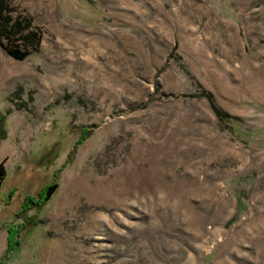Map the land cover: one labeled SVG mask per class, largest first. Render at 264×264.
Listing matches in <instances>:
<instances>
[{"label": "rangeland", "instance_id": "obj_1", "mask_svg": "<svg viewBox=\"0 0 264 264\" xmlns=\"http://www.w3.org/2000/svg\"><path fill=\"white\" fill-rule=\"evenodd\" d=\"M0 3V264H264V0Z\"/></svg>", "mask_w": 264, "mask_h": 264}, {"label": "trees", "instance_id": "obj_2", "mask_svg": "<svg viewBox=\"0 0 264 264\" xmlns=\"http://www.w3.org/2000/svg\"><path fill=\"white\" fill-rule=\"evenodd\" d=\"M5 9L4 4L0 3V43L3 44L1 37L5 36V37H16L18 36L19 38L22 39V42L24 44L25 47H37L39 44V38L36 37V33L34 31H24L26 28H28V26L30 25V21L29 20H17L13 23L10 22V17L9 16H5L3 14V11ZM8 52L10 55H12L14 58L18 59V60H23L24 58H26V56L28 55V53L26 51H23L21 49H18L17 47H11V46H6ZM206 96V98L208 99L209 103L212 106V109L216 115V117L218 118V120L220 121V119H225L227 116L225 113H223L222 110H220V107H218L213 99L210 93H202ZM1 116H0V120H1ZM84 130V129H83ZM2 132H4V129H2ZM5 168L3 165V162H0V184L1 181L3 180L4 176H5ZM57 182H53L52 184L48 185L46 187V190L44 192H42L37 198V202H39V204L37 205L38 208H41L42 205L41 204H45L52 196V194L54 193V191L57 188ZM32 200L34 201V199H31L30 203H32L33 205H35V202H32ZM43 202V203H42ZM241 205V201L237 200V205ZM33 207H25V209L22 210L23 213H25L26 211H28L29 209H31ZM21 212V213H22ZM231 221V220H230ZM11 231L8 228V241H7V250H6V254L9 252L10 248H11ZM19 243V242H17Z\"/></svg>", "mask_w": 264, "mask_h": 264}, {"label": "crops", "instance_id": "obj_3", "mask_svg": "<svg viewBox=\"0 0 264 264\" xmlns=\"http://www.w3.org/2000/svg\"><path fill=\"white\" fill-rule=\"evenodd\" d=\"M1 161L3 162L4 168H5V171H6V164H5L6 162H4V160H0V162ZM5 228L8 229L7 226ZM7 232H6V235H3V231L2 230L0 231V257H3L6 254L7 241H8V233Z\"/></svg>", "mask_w": 264, "mask_h": 264}, {"label": "bare ground", "instance_id": "obj_4", "mask_svg": "<svg viewBox=\"0 0 264 264\" xmlns=\"http://www.w3.org/2000/svg\"><path fill=\"white\" fill-rule=\"evenodd\" d=\"M264 91V90H263Z\"/></svg>", "mask_w": 264, "mask_h": 264}]
</instances>
